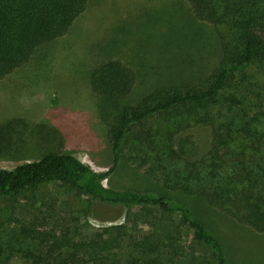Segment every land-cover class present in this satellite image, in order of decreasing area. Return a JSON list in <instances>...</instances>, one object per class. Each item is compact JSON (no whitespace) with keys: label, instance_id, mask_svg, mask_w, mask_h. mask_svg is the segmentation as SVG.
Returning a JSON list of instances; mask_svg holds the SVG:
<instances>
[{"label":"trees","instance_id":"obj_1","mask_svg":"<svg viewBox=\"0 0 264 264\" xmlns=\"http://www.w3.org/2000/svg\"><path fill=\"white\" fill-rule=\"evenodd\" d=\"M187 1L194 18L215 31L216 66L189 79L193 68L180 66L174 74L185 80L153 84L135 102L129 100L136 70L113 58L90 69L100 118L108 123V170L95 171L76 155L55 151L0 168V198L60 182L77 200L129 207L127 221L84 234L63 219L50 226L46 217L22 223L15 235L2 229L0 264H234L202 209L264 233V0ZM88 2L0 0V80L29 64L41 46L67 35ZM189 26L195 29L193 22ZM164 114L171 123L165 131L152 130L150 123ZM187 119L211 127L210 146L197 158L183 138L176 139ZM27 127L23 119L0 123V157L14 150L15 134ZM127 140L130 156L124 152ZM123 155H133L162 189L105 185ZM5 209L0 229L8 224L1 220L8 217Z\"/></svg>","mask_w":264,"mask_h":264},{"label":"rangeland","instance_id":"obj_2","mask_svg":"<svg viewBox=\"0 0 264 264\" xmlns=\"http://www.w3.org/2000/svg\"><path fill=\"white\" fill-rule=\"evenodd\" d=\"M192 22L195 29L189 26ZM216 46L215 31L194 18L187 0H89L67 35L41 46L29 64L0 80V123L23 119L29 124L15 134L14 150L0 157V168L11 169L55 151L72 153L95 171L108 170L113 163L108 123L100 118V97L90 84V69L113 58L136 70L129 100L135 102L153 84L178 83L216 66ZM180 66L193 68L185 79L174 74ZM171 121V115L164 114L150 126L165 131ZM180 130L176 139L183 138L182 145L194 158L208 150L210 126L187 119ZM129 144H124L128 156ZM103 182L118 189H162L133 155H123ZM74 193L69 186L51 182L17 197L0 198V209L9 210L1 219L9 226L0 230L15 235L22 223L38 217L48 218L50 226L58 219L70 221L78 234L127 221L129 207L86 197L77 200ZM200 215L228 245L234 264H264V233L213 210L202 209Z\"/></svg>","mask_w":264,"mask_h":264}]
</instances>
